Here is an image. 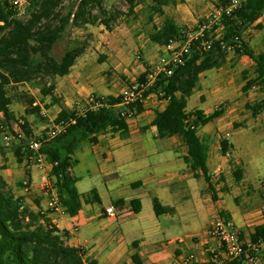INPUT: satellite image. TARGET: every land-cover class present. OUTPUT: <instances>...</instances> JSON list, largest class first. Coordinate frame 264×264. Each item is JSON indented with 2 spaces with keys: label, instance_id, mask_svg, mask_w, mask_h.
<instances>
[{
  "label": "trees",
  "instance_id": "1",
  "mask_svg": "<svg viewBox=\"0 0 264 264\" xmlns=\"http://www.w3.org/2000/svg\"><path fill=\"white\" fill-rule=\"evenodd\" d=\"M34 10L27 20L19 17L18 6L10 4L9 0L0 1V133L16 134L20 129L27 138L41 139L33 132L27 120L20 123L11 109L14 99L9 88L45 78L55 79L69 75L77 60L85 53L86 48L76 47L69 49L57 59L53 55L56 43L64 36L69 26L84 28L102 22L110 28V23L118 19L112 13L109 18H100L106 15L105 0H80L76 10L63 15V0H33ZM129 3L130 13L141 4V0H125ZM175 0H151L147 5L149 14L146 24L151 25L148 32L150 41L159 46L180 47L186 39L187 30L181 29L173 20L165 18L161 27L154 25L156 16H164V7ZM231 0H218L217 9H226ZM97 11L99 15L94 14ZM264 16V0H243L241 6L230 14L224 13L219 22L205 31L203 40H212L210 50H205L200 41L191 44V52L182 65L174 68L172 75L161 74L155 84L150 87L145 96L156 94L161 100L167 102L162 112H157L152 126L156 127L160 139L180 137L188 149L184 157L185 163L193 173L194 178L203 179L208 184V191L213 201H217L216 185L224 182L214 180L208 168L210 144L199 135V130L224 116V107L217 108L210 114L197 109L188 112V101L197 89L201 75L213 69H220L228 62L232 51L236 56H246L254 63L252 74L244 73L245 85L243 92L253 88L264 90V52H256L243 34L250 27L258 23ZM262 28V25H257ZM201 25L194 31H199ZM223 29L220 36L215 32ZM239 38L236 41V38ZM228 44L231 50H224L222 45ZM149 71L140 75L138 83H146ZM55 84L42 89L43 95H53ZM18 99L25 100L31 106L36 103L34 97L22 94ZM121 102L120 97L109 96L103 99V106L91 109L79 117L75 125L68 131L53 140L42 144L40 153L52 165L49 171V180L58 192L60 200L67 213L74 217L79 214L86 202H99L97 190L88 194H81L77 188L78 179L73 175L72 169L78 164L75 158L76 149L81 143L89 141L98 142V136L108 132L128 134L127 120L121 117L120 110L116 109ZM253 116L258 117L264 112V98L254 105H247ZM142 110L139 105L138 111ZM40 112V108L37 109ZM74 117L73 111L62 110L56 117V122ZM18 125L17 128L15 125ZM48 128L46 133L48 132ZM46 133L43 135L45 136ZM232 142L221 141L223 156L232 154ZM14 154L22 163L30 161L33 152L29 149L16 147ZM5 167H0V264H99L95 259L85 256L81 248L68 244V233L60 231L46 214L34 211L26 203L25 198L17 196L1 174ZM235 180H242L243 171L237 167L233 172ZM27 176L30 178L29 173ZM22 187V183L20 184ZM223 192H227L224 188ZM120 200L117 205H124ZM157 216L175 214V209L165 206L158 198L153 201ZM130 205L134 213L142 210L140 199H133ZM222 218L231 221L229 214L222 212ZM134 247L138 246L135 242ZM254 246H264V223L254 228L251 234V245L246 246V253L226 264H246L249 257L255 255ZM264 250V247H262ZM135 264H143L140 256H132ZM126 264V263H124Z\"/></svg>",
  "mask_w": 264,
  "mask_h": 264
},
{
  "label": "crops",
  "instance_id": "2",
  "mask_svg": "<svg viewBox=\"0 0 264 264\" xmlns=\"http://www.w3.org/2000/svg\"><path fill=\"white\" fill-rule=\"evenodd\" d=\"M171 5H173V9L170 10L169 6ZM169 6L164 7L163 19L155 20L154 25L158 28L167 17L185 30L195 22V14L188 4L173 2ZM134 11L133 17H136V20H128L124 28H117L116 31H113V35L118 36L122 44L135 46L137 52L147 54L148 57L144 60L147 63L142 65L137 61L131 65L130 52L120 50L114 55L111 49L109 55L112 59L111 64L102 68L106 75L91 81L93 84L91 92L94 94L119 97L127 85L138 81L134 77L135 71H139L141 74L150 72L151 68L148 62L155 64L156 61H159L154 57L156 50L167 52L168 55L173 53V50L167 46L155 45L150 41L148 32L151 25H147L144 19L137 17V7ZM114 58L118 59L114 60ZM229 59L228 56V61ZM250 62L254 66L253 61ZM90 72L86 63L82 61L77 67L75 64L69 75L63 77L66 85L64 92L68 96V101L64 106L66 108L56 105L59 104L57 99L56 102L52 101L54 103L49 106L46 104L48 109L40 110V114L48 126L49 121L56 119L62 110L70 111L68 108L72 105L70 104L71 96L75 98L89 96L90 91L83 86V83L86 82V79H90L92 75ZM101 83L105 84L102 86L103 88L99 87ZM56 90L59 92L55 85L53 95L57 98ZM34 105L36 106L37 102ZM166 105L167 102L161 100L156 94H150L141 105L142 110L137 111V114L127 121L128 134L126 136L121 133L108 132L99 135L97 143L89 141L81 143L76 151L81 148L83 156L91 155L93 158L89 163L83 165L82 160L75 157L78 164L72 169V173L78 179V190L79 183L83 178L82 171L89 173L91 178L114 175L121 183L106 185L104 193L92 188L90 191L97 190L100 201L89 203L83 198L82 209L74 217L69 214H47V217L60 231L68 233L67 241L70 246L81 248L87 258L95 259L99 264H135L132 260L135 253L140 256L143 264H172L190 254L196 257L197 263L202 264L209 259L211 251L218 249L216 240L208 235V228L218 216V212L226 211L227 214H232H229L230 217L232 216L231 221L239 230L248 247L251 245V234L254 228L264 223V183L252 182L234 144L232 143L234 159L229 160L221 152L222 139L218 143V148H214L210 144L211 140L209 142L208 168L215 181L234 170L236 166L233 165V168L232 165L227 166L231 160H235L236 163L233 164L238 165L243 171L242 180L238 182L234 191L223 192L226 186L229 188L230 185L232 186L228 181L216 185L218 200L215 202L208 191V184L203 179L194 178L185 163L184 157L188 154V149L182 139L177 136L158 138L156 127L152 126V122L157 112H162ZM116 109L121 110L122 107L118 105ZM51 111L56 112L57 116L52 118L49 115ZM213 111L204 110L206 114ZM221 119L222 117L203 128L207 129L212 125L219 124ZM152 130H154L152 134L154 143L147 140L148 133ZM85 143L88 144L87 147L82 148ZM217 150L220 153L216 152ZM27 163V160L22 162L25 165ZM49 171L50 167L41 170L36 166L27 170V174L30 173L33 186L30 195H25L20 186L24 178L27 177L26 173L16 171L13 176L10 170L5 167L1 174L17 196L24 197L31 209L41 212L48 207V195L44 190V184L49 180ZM79 192L81 193L80 190ZM129 192H131V196H125ZM234 192L237 193V196H242L247 209L241 210L240 204L238 207L229 204V196ZM203 194L207 197L205 202ZM146 198L150 200L148 203L150 213L144 217ZM155 198H158L163 205L173 207L176 210L175 214L157 216L153 204ZM133 199L141 200L142 210L139 214L134 213L130 205ZM120 200L125 201L124 205H117ZM96 205L100 206L96 207ZM111 206L117 211L116 217H111L106 212V209ZM212 207L214 211H212ZM193 217H197V221H205L204 227L200 231L203 233L199 235L197 232H192L187 236H182V229L191 222L190 219ZM135 242L138 243L137 247L133 246Z\"/></svg>",
  "mask_w": 264,
  "mask_h": 264
},
{
  "label": "rangeland",
  "instance_id": "3",
  "mask_svg": "<svg viewBox=\"0 0 264 264\" xmlns=\"http://www.w3.org/2000/svg\"><path fill=\"white\" fill-rule=\"evenodd\" d=\"M13 2L14 0H9L10 4H14ZM79 2L80 0H63L61 5V11L63 15L74 12ZM150 2L151 0H141V4L137 6V17L139 19L142 18L146 20L147 15L149 14L147 5ZM175 2H179L180 4H188L189 8H191L195 14V22L190 28L187 29V31H194L196 27L210 23L217 11L218 0H175ZM104 7L107 11V14L105 16L100 15V18H109L112 13H116L118 16L117 20L110 23V28L106 27L105 24H102V22H98L95 25H87L84 28H75L73 26H69L66 33L56 43L53 50V55L57 59H61V57L69 49L82 46L86 48L85 53L76 62V67L79 66L82 61H84L88 69L91 71L90 73L92 75L90 79H86V82L83 83V86L88 88L90 94L89 96H78L76 98L71 96L70 100L72 101L70 104L72 105L68 108L70 111H74L77 108L86 105L89 99L93 96L106 98V96L91 92V89H93V84L91 81L94 79L98 80L99 78H102L103 75H106V72H103L102 68L111 64L112 59L109 56L111 49L114 55H116V52L120 50L130 52L131 54L129 57L130 62L132 63L131 65H134V63L137 61L138 64L140 63L142 65L147 63L144 62V60L148 57L147 54L137 52L135 50V46L122 44L120 38L116 35H113V31H116V29L119 27L120 29L124 28L128 20H136V17H133L135 12H129V3L125 0H105ZM34 8L35 4L33 0H20V5L17 8L19 11V17L23 20H27ZM169 9H173V5L169 6ZM94 14L99 15L97 11H94ZM155 18L159 21L163 19L161 15L156 16ZM257 25H262V28H259ZM212 26H210V28ZM222 31L223 29L220 27V29L215 32V35L220 36ZM2 35L3 33L0 32V38ZM243 39L248 42L256 52H264V16L258 23L244 32ZM167 56L171 55H168L167 52L162 50H156L154 53V57L158 58V60L161 58H168ZM229 57L230 59L223 69L211 70L202 74L201 81L197 89L195 90L193 96L189 98L187 111L193 112L197 109L213 111L217 108L224 107L225 114L220 120V123L212 125L207 129H200V135L207 142H210L211 140L210 144L213 145L214 148H218V143L220 140L225 137L227 133H230L231 136L229 141L234 144L236 150L241 155L245 170L249 174V178L254 183H264V112L258 117H254L252 110L247 108V105L252 106L255 103H258L264 97V90L253 88L246 93L243 92V87L245 85L244 73L247 72L252 74V62H250L251 60L248 57H238L232 51H230ZM116 59L118 58H114V60ZM157 62L158 61H156L155 64L148 62L151 71L153 67L156 66ZM140 75L141 72H134L135 79H139ZM52 83H54L56 85V89L59 90V92H57V90L55 92L59 102V104L56 105L61 108H66L64 106H66L68 96L67 93L64 92L66 85L65 79L63 77H57L55 79H38L33 83H26L9 88V93L14 99L11 109L14 112L16 118L20 123H23L24 120H27L36 136L39 137H43L49 126L48 123L42 118V114L37 112V109L40 108L41 111H43V109L46 110L48 109L46 104L49 106L50 104L54 103L52 102L53 99L50 98L51 96L45 97L42 93V89L44 87H49ZM104 85L105 84L101 83L99 87L103 88L102 86ZM22 94H27L28 96L34 97L36 99L37 105L31 106L27 104L25 100L20 101L18 98ZM53 112L54 111L49 112V115L52 118L57 116V113ZM17 126L18 125L16 124L15 127L17 128ZM153 133L154 130L148 133L147 136V140H151V143L155 142L152 138ZM9 134L13 133L9 132ZM4 135L5 134L0 133V167L4 166L9 169L13 176L15 175L16 171H23L27 175V170H31L35 164L29 162L27 165L22 164L17 160L14 154V149L16 147H22L25 150L27 141H24L21 144L18 142H13L10 145H7L4 141ZM87 145L88 144L85 143L82 148L87 147ZM216 152L220 153L219 150ZM75 157L82 160L83 165L89 163V161L93 158L91 155L83 156V150H81V148L76 151ZM231 159H234V157ZM230 162L232 164H229ZM230 162L227 163V166L232 165L233 168L234 165L236 167L226 176H221L224 179V182L228 181L230 184H232V186L230 185V188L226 186L227 192H230V190L234 191L238 184L233 175V172L238 167V165L233 164L236 163L235 160H231ZM82 174L83 178L79 183V190L83 194H86V192L90 191L92 188H96L97 190L104 193L106 190V185L110 186L121 183V181L116 179L114 175H102L91 178L89 173L86 171H82ZM222 178H219L220 182L223 180ZM122 181L124 182L125 178ZM125 196H131V192L127 193ZM203 196V200L205 202L207 197L204 194ZM229 197V204L235 207H238V204H240L239 208H241V210L247 209L242 196H237V193L234 192L231 193ZM145 202L146 207L143 212L144 217L148 216L150 213V208L148 206L150 200H147L146 198ZM99 206L100 205H96V207ZM205 206L207 205L205 204ZM152 211L153 210L151 209V212ZM212 211H214L213 207ZM223 212L226 213V211ZM221 213L222 212H218V216H222ZM190 221L191 222L182 229V236H187L192 232H197L199 235L203 233L200 231L204 227L205 221H197V217L191 218ZM240 231L243 232L242 230Z\"/></svg>",
  "mask_w": 264,
  "mask_h": 264
},
{
  "label": "built area",
  "instance_id": "4",
  "mask_svg": "<svg viewBox=\"0 0 264 264\" xmlns=\"http://www.w3.org/2000/svg\"><path fill=\"white\" fill-rule=\"evenodd\" d=\"M243 0H231V5L226 9H217L216 13L213 16V19L209 24H204L200 27L199 31H187L186 39L187 41L180 47L176 45L168 46L169 49L173 50L172 55L169 58H161L152 71L149 72L146 83H131L127 85L119 95L121 98L120 110L121 117L125 118L127 121L131 120L138 111L139 105H142L146 98L145 96L147 91L152 87L157 81L158 77L161 74L172 75L174 68L179 65H182L185 61V58L191 52V44L196 41H201L202 46L205 50H210L213 45V41L203 40L204 33L210 28L213 24L221 19L224 13L230 14L233 10L239 8ZM14 5L19 6L20 0H14ZM239 38H236L238 41ZM224 50H231L228 44L222 45ZM103 99L100 97L93 96L89 99L88 103L82 107L74 110V117L56 122V119L50 120L48 127V132L41 139L36 138H27L26 135L20 130L16 129V134H5L4 141L7 145H10L13 142L23 143L27 141L25 145L26 149H29L33 152V155L30 158L29 163H34L36 167L41 170H45L47 167L52 168V165L47 162L44 155L40 153L42 144L44 142L55 139L61 134H64L68 131L69 127L75 125L77 119L86 114L88 110L97 109L102 107ZM231 134L227 133L224 137L225 140H230ZM227 159H231L232 154L228 153L225 156ZM31 179L27 176L22 181V190L25 195H30L33 191ZM44 190L48 195V207L46 210L41 211V214H46L50 212L51 214L56 215H67V211L61 203L58 192L53 187L50 180H47L44 184ZM106 212L111 217L117 216V211L114 207H109L106 209ZM208 235L214 238L218 244V249L211 251V256L209 259L202 264H226L227 262L233 261L242 257L246 253L245 247L247 246L245 240L241 236L239 230L234 225L232 221H226L220 215L217 216L211 225L208 228ZM264 246H254L255 255L249 257L247 264H264ZM172 264H199L197 263L196 257L192 254L189 257L181 258L177 261H174Z\"/></svg>",
  "mask_w": 264,
  "mask_h": 264
}]
</instances>
